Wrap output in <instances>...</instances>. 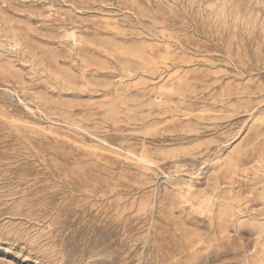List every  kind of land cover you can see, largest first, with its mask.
Returning <instances> with one entry per match:
<instances>
[{"label": "rangeland", "instance_id": "rangeland-1", "mask_svg": "<svg viewBox=\"0 0 264 264\" xmlns=\"http://www.w3.org/2000/svg\"><path fill=\"white\" fill-rule=\"evenodd\" d=\"M0 264H264V0H0Z\"/></svg>", "mask_w": 264, "mask_h": 264}]
</instances>
